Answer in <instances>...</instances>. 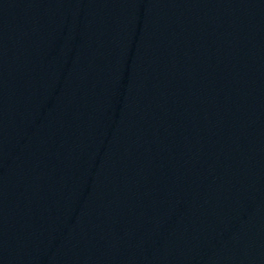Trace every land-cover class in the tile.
Segmentation results:
<instances>
[{"label": "water", "instance_id": "water-1", "mask_svg": "<svg viewBox=\"0 0 264 264\" xmlns=\"http://www.w3.org/2000/svg\"><path fill=\"white\" fill-rule=\"evenodd\" d=\"M0 264H264V0H0Z\"/></svg>", "mask_w": 264, "mask_h": 264}]
</instances>
